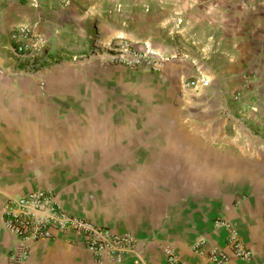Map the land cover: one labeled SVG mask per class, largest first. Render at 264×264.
<instances>
[{
  "label": "crops",
  "instance_id": "1",
  "mask_svg": "<svg viewBox=\"0 0 264 264\" xmlns=\"http://www.w3.org/2000/svg\"><path fill=\"white\" fill-rule=\"evenodd\" d=\"M34 2L0 0V209L9 196L49 189L66 212L131 232L137 242L121 262H99L80 232L55 229L31 244L24 264H165V245L189 264H212L209 248L228 249L216 218L253 252L226 264H264V143L251 135L264 129V0L173 2L180 8L166 21L173 28L152 43L172 57L152 76L182 87L186 78L206 84L193 91L199 103L177 99L164 123L144 122L140 106L96 86L109 76L52 79L45 69L55 58L50 49L39 75L21 72L9 33L21 23L42 28L32 23ZM222 81L240 84L224 96L216 84ZM236 88L252 99L232 108V115L243 111L241 125L219 113ZM250 103L255 111L246 114ZM244 127L250 133L241 137ZM197 237L204 238L202 253L191 248ZM14 243L0 211V264H10Z\"/></svg>",
  "mask_w": 264,
  "mask_h": 264
},
{
  "label": "rangeland",
  "instance_id": "2",
  "mask_svg": "<svg viewBox=\"0 0 264 264\" xmlns=\"http://www.w3.org/2000/svg\"><path fill=\"white\" fill-rule=\"evenodd\" d=\"M175 1L35 0L31 6V18L32 23L36 21L42 26L38 32L46 39L43 55H48L47 49L55 52V58L51 59L45 68L46 72L52 79L61 76L82 78L81 76L87 75L91 79V74L96 78L97 74L109 76L107 83L103 84V80L96 81V86L114 91L115 100L119 98V93L121 96L125 95L128 106H140L144 122H169L171 120L168 114L171 113L169 107L176 105L177 99L184 96L186 99L191 98L196 104L199 103V95L193 92L197 87H182L179 82L170 83L167 79L161 81L158 77L152 76L155 70L145 65L120 64L110 56L117 52L116 43L120 40H128L136 48L153 49L152 43L166 37L168 31L173 28L172 24L169 27L166 24L168 16L180 13V8L173 3ZM106 63L111 65L110 68L105 73L100 72L99 66L102 64L105 66ZM186 80L190 81L188 78ZM44 81L47 79L44 78ZM161 83L164 84L159 86ZM216 84L220 86L225 96L230 94V85L238 86L240 83L222 81ZM169 88L173 89L170 94L166 93ZM237 92L236 88L229 99H221L219 113L226 117L228 122L241 125L243 111L235 114L236 117L232 115V108L240 107L242 102L247 104L252 99L246 94L240 97V93ZM227 100H230L229 104H226ZM258 100V105L262 107L264 100L261 98ZM251 106L250 103L245 107L246 114L255 111ZM128 117L133 119L132 114L128 113ZM257 117L262 119L261 115ZM252 131L256 133H251L252 137L264 143V129ZM246 133L249 135L250 130L248 132L244 127L240 136L246 137Z\"/></svg>",
  "mask_w": 264,
  "mask_h": 264
},
{
  "label": "built area",
  "instance_id": "3",
  "mask_svg": "<svg viewBox=\"0 0 264 264\" xmlns=\"http://www.w3.org/2000/svg\"><path fill=\"white\" fill-rule=\"evenodd\" d=\"M9 36L15 54L24 63L21 72L39 74L44 67L45 37L27 23L16 25L10 30ZM116 46L117 52L110 56L115 62L142 64L155 71H159L164 62L172 57L148 47L136 48L128 40H120ZM39 82L44 84V79H40ZM205 84L203 80L182 83L183 86L194 87ZM0 211L2 227L15 236V243L8 255L10 264H24L31 244L40 238L51 236L55 229L63 230L70 227L80 232L84 236L86 248L99 262L104 260L121 262L124 255L134 252L137 242L131 232H114L84 217L66 212L49 189H34L9 196L3 202ZM213 224L226 229L228 249L209 248L207 258L212 264H226L231 257L242 261L251 259L252 250L242 242L238 231L227 220L216 218ZM203 243L204 238L197 237L191 244L192 250L202 253ZM164 255L165 264H189L180 259L169 245L164 246ZM137 264L147 263L137 259Z\"/></svg>",
  "mask_w": 264,
  "mask_h": 264
}]
</instances>
